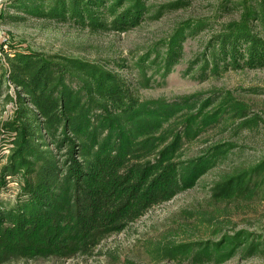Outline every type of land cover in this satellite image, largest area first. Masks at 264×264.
I'll return each mask as SVG.
<instances>
[{
    "label": "trees",
    "instance_id": "trees-1",
    "mask_svg": "<svg viewBox=\"0 0 264 264\" xmlns=\"http://www.w3.org/2000/svg\"><path fill=\"white\" fill-rule=\"evenodd\" d=\"M191 1L174 0L154 11L150 0H12L11 7L16 14L70 22L97 33L128 31ZM235 6L239 17L220 22L187 73L194 70L204 79L264 68V0H242ZM221 8L228 11L230 5ZM209 22L185 19L161 46L146 49L133 64L140 84L149 87L155 75L165 78L181 61L184 41ZM7 103L14 104V115L0 124V142L8 149L0 155V177L19 178L22 190L15 199L0 201V264L92 256L105 238L195 186L236 146L217 142L188 155L186 145L218 124L227 128L229 123L257 122L249 105L231 91L212 88L144 98L102 62L15 48L0 62V106ZM228 179L221 199L239 193L253 199L259 192L264 198V158ZM151 252L155 261L220 264L236 255H264V232L243 228L221 233L219 227L206 239H161ZM124 264L140 263L126 259Z\"/></svg>",
    "mask_w": 264,
    "mask_h": 264
},
{
    "label": "rangeland",
    "instance_id": "rangeland-1",
    "mask_svg": "<svg viewBox=\"0 0 264 264\" xmlns=\"http://www.w3.org/2000/svg\"><path fill=\"white\" fill-rule=\"evenodd\" d=\"M11 1L0 0V62L4 61L5 52L14 48L96 60L117 69L144 98H173L212 88L231 91L249 105L251 115L257 116V122L241 127L237 123H229L227 128L218 124L186 145L185 152L188 155H195L204 145L217 142L230 141L236 146L228 152L224 161L204 174L195 186L154 206L122 232L105 238L92 256L10 259L4 264H124L126 259L140 264H193L188 259L155 261L151 257V246L161 239L180 242L210 238L214 229L219 227L221 233H232L243 228L264 232V198L261 192L253 199L245 198L241 193L229 200L218 197L230 185L229 176L264 158V68L229 70L218 77L208 76L204 79L199 78L194 70L186 72L190 61L201 51L202 44L219 27L220 22L239 17L240 10L235 4L242 0H192L186 7L167 9L160 18H147L128 31L97 33L70 22L16 14ZM171 1L174 0H150L154 5L152 11ZM226 3L230 5L228 11L221 8ZM15 15L21 16L15 19ZM198 17L208 18L210 25L184 41L181 61L165 78L155 75L151 77L150 86L143 87L134 61L149 47L161 46L160 43L179 22ZM117 61L128 66L119 68L115 64ZM13 115V103L0 106V124ZM6 153L8 149L0 142V155ZM21 185L19 178L0 177V201L15 199L21 193ZM210 216L216 219L209 222ZM220 264H264V255L247 258L236 255Z\"/></svg>",
    "mask_w": 264,
    "mask_h": 264
},
{
    "label": "built area",
    "instance_id": "built-area-1",
    "mask_svg": "<svg viewBox=\"0 0 264 264\" xmlns=\"http://www.w3.org/2000/svg\"><path fill=\"white\" fill-rule=\"evenodd\" d=\"M6 177H9V178L13 177V178H14V176H11V175H7ZM16 178H17V177H16Z\"/></svg>",
    "mask_w": 264,
    "mask_h": 264
}]
</instances>
